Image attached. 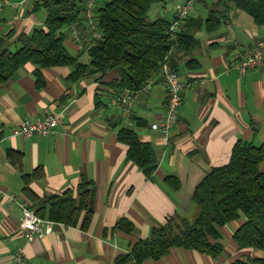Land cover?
Masks as SVG:
<instances>
[{
  "label": "crops",
  "instance_id": "0c3cea01",
  "mask_svg": "<svg viewBox=\"0 0 264 264\" xmlns=\"http://www.w3.org/2000/svg\"><path fill=\"white\" fill-rule=\"evenodd\" d=\"M5 1L14 6L6 4L0 11V37H7L9 47L17 48L18 35L43 28L46 13L41 0ZM100 2L96 0V6ZM211 11L219 12V27L212 32L204 27L194 32L198 45L190 56L171 52L174 70L185 87L167 142L150 128L164 113L160 72L149 89L134 93L128 114L109 103L111 96L124 90L112 91L102 81L88 79L67 85L68 66L41 69L43 85L38 86L34 65L26 64L0 85V264H13L11 254L17 247L22 248L29 264H116V258L146 238L151 227L165 223L170 216L193 217L191 195L196 185L210 169L228 162L236 141L264 143V66L244 74L231 68L232 51H244L257 39H264V24H256L231 0H197L189 16L205 18ZM158 17L166 15H154L150 20ZM72 30L69 25L64 29L65 46L86 63L88 54L78 47ZM77 32L83 40L89 34L81 25ZM188 59H193L196 67L187 66ZM114 77L111 72L105 81ZM53 112L61 114L63 123L52 135L12 134L24 122ZM137 119L142 124L137 125ZM123 127L134 129L139 139L153 148L157 166L149 177L125 159L127 146L117 140ZM12 150L21 153L20 168L8 160L7 153ZM37 167L43 176L32 179L29 187L39 196L75 188L82 175L94 181V212L86 229L80 226L81 214L75 226L54 223L44 238L24 239L21 209L6 202L4 194L13 193L18 201L26 202L22 174ZM168 176L178 179L179 190L165 184ZM120 219L131 222L134 230L125 233L116 228ZM242 221L219 227L222 252L216 258L174 247L158 259L140 264H232L246 256L264 257L261 251L238 249L233 241Z\"/></svg>",
  "mask_w": 264,
  "mask_h": 264
},
{
  "label": "trees",
  "instance_id": "16d2710c",
  "mask_svg": "<svg viewBox=\"0 0 264 264\" xmlns=\"http://www.w3.org/2000/svg\"><path fill=\"white\" fill-rule=\"evenodd\" d=\"M165 0H101L95 7L97 38L87 49L88 61H79L65 46L64 29L79 19L86 0H41L46 13L43 28L17 37L19 47L9 49L7 37H0V85L6 83L20 67L34 65L37 85H43L41 69L68 66L64 79L67 85L88 79L103 82L112 91H137L153 79L163 66L172 63L171 52L176 50L190 56L198 45L194 32L204 27L212 32L219 27V12L211 11L205 18H185L171 31L166 17L148 19L149 9ZM238 9L249 13L256 24H264V0H231ZM172 18V17H171ZM187 66L196 67L193 59ZM111 72L115 77L106 82ZM137 119V125L142 124ZM117 140L127 146L125 159L133 162L149 177L157 166L153 148L141 141L132 128L123 127ZM8 160L20 168L21 153L9 151ZM43 176L40 167L22 174L23 193L29 208L42 217L66 226H75L82 214L81 228L86 229L94 212L96 185L85 175L75 188L57 195L34 193L29 183ZM172 190L181 187L174 176L164 178ZM191 202L196 212L191 219L170 216L165 223L151 227L144 239L134 242L127 254L116 258V264H140L146 259H158L171 248L196 250L212 258L222 252L219 227L243 219L233 233L238 249L264 252V143L238 140L231 149L226 164L210 169L196 185ZM116 228L130 233L134 226L120 219ZM232 264H264V257L246 256Z\"/></svg>",
  "mask_w": 264,
  "mask_h": 264
},
{
  "label": "built area",
  "instance_id": "2783aa9c",
  "mask_svg": "<svg viewBox=\"0 0 264 264\" xmlns=\"http://www.w3.org/2000/svg\"><path fill=\"white\" fill-rule=\"evenodd\" d=\"M25 1V0H22ZM197 0H179L172 7V19L170 21V30L174 31L179 24L189 16V13ZM14 3L0 1V11L3 6ZM96 0H86L81 10L79 19L70 23L72 37L80 49L84 48L87 52L88 47L93 40L97 38V25L95 21ZM81 25L89 30L88 37L83 40L77 28ZM231 68L236 69L240 74L246 73L250 69H256L264 66V39H257L254 44L242 51L234 49L231 55ZM160 76L163 79L165 89V104L162 119L159 122L150 124V128L157 130L164 142L168 141V131L175 124L179 109L182 104V91L185 87L184 82L180 79L176 70L163 66L160 70ZM153 80L146 82L139 91L150 88ZM136 91L125 89L119 94L110 97L109 103L122 108L126 114L130 113ZM63 123L61 114L58 112L47 113L43 117L36 118L32 121H26L19 127L12 130L13 135L29 137L32 135L50 136L56 128ZM6 202L17 204L21 209L20 228L26 241L44 238L52 231L53 221L38 216L35 211L29 208L27 202L18 201L13 193H5ZM1 211V209H0ZM13 264H29L23 257L21 247H17L11 254Z\"/></svg>",
  "mask_w": 264,
  "mask_h": 264
},
{
  "label": "rangeland",
  "instance_id": "374dc122",
  "mask_svg": "<svg viewBox=\"0 0 264 264\" xmlns=\"http://www.w3.org/2000/svg\"><path fill=\"white\" fill-rule=\"evenodd\" d=\"M176 2H178V0H165L162 3H156L148 11V19L152 18V16H154V15H158V16L166 15L167 18H171V16H172L171 9L175 5ZM155 11H157L158 14H155ZM16 45H17V48H13L10 46L9 49L11 51H16L19 47L18 44H16ZM69 51L72 53L73 50L69 49ZM195 212H196V207L193 205V213L192 214H195Z\"/></svg>",
  "mask_w": 264,
  "mask_h": 264
}]
</instances>
